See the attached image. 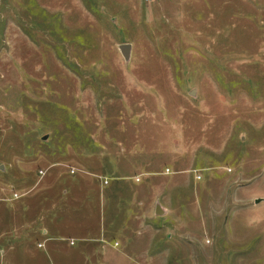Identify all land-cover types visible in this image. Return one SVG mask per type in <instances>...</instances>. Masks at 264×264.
Masks as SVG:
<instances>
[{"label":"rangeland","instance_id":"1","mask_svg":"<svg viewBox=\"0 0 264 264\" xmlns=\"http://www.w3.org/2000/svg\"><path fill=\"white\" fill-rule=\"evenodd\" d=\"M85 174L169 213L37 254ZM0 264H264V0H0Z\"/></svg>","mask_w":264,"mask_h":264},{"label":"crops","instance_id":"2","mask_svg":"<svg viewBox=\"0 0 264 264\" xmlns=\"http://www.w3.org/2000/svg\"><path fill=\"white\" fill-rule=\"evenodd\" d=\"M44 175L45 174H43V176ZM82 176L85 177H78L80 180L79 185L84 186V190H87V193H95L96 199L98 200V209L95 210L96 217L94 220L96 221V225L89 221L81 223L78 214L73 216V219L70 220L71 224L68 225L70 229H66V226L60 221H54L51 224L45 223L46 225L42 231L44 244H40L37 248V242L32 243L33 249L37 251V254H44L51 259L53 255L57 254V247L67 246L72 248L70 251L77 250L81 256L80 259L85 261V255L88 254L85 248L87 244H90L105 248L106 253L103 254H105L106 257L107 255L112 256L114 252L116 253L117 247H115L114 244H106L103 246L104 242L102 243L101 240L91 241L94 234H96L95 237H100L101 232L103 235H106V232H110L112 235L115 233L116 236L124 239L126 238L125 232L127 228L132 225V220L137 221L138 225L145 226L142 223L148 221L150 212L158 216H167L169 213L166 207L163 205L159 207L157 204L152 207L153 211L151 210L144 214L142 210H138L136 213L132 210L134 208L136 209V207H141L140 199L142 193L140 191L135 192L134 190L140 188L143 181L149 180L152 177H125L123 175L117 177H86V174ZM68 191L70 193V189L65 190L63 193L67 195ZM126 193H128V197ZM18 198L19 197H17V199ZM107 213L109 215V220L117 219L113 229L112 226L106 225ZM120 219H122V223L118 226L117 221ZM69 230H72V232H68ZM119 245L120 243L118 247ZM98 253H101V251L99 250Z\"/></svg>","mask_w":264,"mask_h":264},{"label":"water","instance_id":"3","mask_svg":"<svg viewBox=\"0 0 264 264\" xmlns=\"http://www.w3.org/2000/svg\"><path fill=\"white\" fill-rule=\"evenodd\" d=\"M122 53L124 55V57L129 60L130 58V50H131V46L130 45H124L121 47ZM191 95H194V91L192 92ZM259 202V201H257ZM159 213V212H158Z\"/></svg>","mask_w":264,"mask_h":264},{"label":"built area","instance_id":"4","mask_svg":"<svg viewBox=\"0 0 264 264\" xmlns=\"http://www.w3.org/2000/svg\"><path fill=\"white\" fill-rule=\"evenodd\" d=\"M105 183L107 184V181L105 180Z\"/></svg>","mask_w":264,"mask_h":264}]
</instances>
